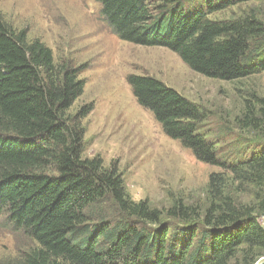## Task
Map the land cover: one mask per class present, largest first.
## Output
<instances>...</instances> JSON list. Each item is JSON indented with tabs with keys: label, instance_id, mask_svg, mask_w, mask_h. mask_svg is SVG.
Segmentation results:
<instances>
[{
	"label": "trees",
	"instance_id": "16d2710c",
	"mask_svg": "<svg viewBox=\"0 0 264 264\" xmlns=\"http://www.w3.org/2000/svg\"><path fill=\"white\" fill-rule=\"evenodd\" d=\"M119 39L174 52L192 71L238 81L264 72V22L254 12L211 14L250 0H93ZM83 65L55 61L0 13V214L35 241L0 264H256L264 257V99L251 94L236 147L204 131L210 112L149 74L126 81L137 103L195 159L215 166L208 206L173 200L167 210L133 201L117 164L85 158ZM257 138H256V136ZM248 197L241 202L226 191ZM165 216L167 221L161 223ZM264 264V261L261 263Z\"/></svg>",
	"mask_w": 264,
	"mask_h": 264
},
{
	"label": "rangeland",
	"instance_id": "374dc122",
	"mask_svg": "<svg viewBox=\"0 0 264 264\" xmlns=\"http://www.w3.org/2000/svg\"><path fill=\"white\" fill-rule=\"evenodd\" d=\"M100 7L93 0H0L5 21L25 29L28 39L39 38L55 61L83 65L79 74L83 92L70 109L74 114L82 105L90 107L81 118L82 156H97L105 167L117 164L133 201L146 200L167 210L173 200H181L204 210L209 202V175L219 169L197 161L189 149L169 138L153 114L137 103L126 76L152 75L205 107L211 114L203 123L204 131L220 132L226 138L220 145L236 147L253 139L251 128L240 130L236 119L243 115L245 99L252 93L264 99V72L233 82L198 74L166 48L119 39ZM247 12L264 22V0L239 2L209 17L231 19ZM226 191L241 202L248 201L245 194L234 193L232 182L227 181ZM5 219L0 214L1 263L15 260L36 244ZM165 221L163 216L161 223ZM260 222L264 225V218ZM263 261L261 257L256 264Z\"/></svg>",
	"mask_w": 264,
	"mask_h": 264
},
{
	"label": "bare ground",
	"instance_id": "6f19581e",
	"mask_svg": "<svg viewBox=\"0 0 264 264\" xmlns=\"http://www.w3.org/2000/svg\"><path fill=\"white\" fill-rule=\"evenodd\" d=\"M173 162V161H172Z\"/></svg>",
	"mask_w": 264,
	"mask_h": 264
}]
</instances>
